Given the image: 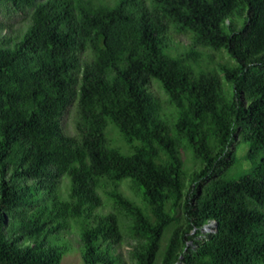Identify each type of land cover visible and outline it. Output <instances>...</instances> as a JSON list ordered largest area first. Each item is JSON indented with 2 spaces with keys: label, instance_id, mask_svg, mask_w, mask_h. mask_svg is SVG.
<instances>
[{
  "label": "trees",
  "instance_id": "1",
  "mask_svg": "<svg viewBox=\"0 0 264 264\" xmlns=\"http://www.w3.org/2000/svg\"><path fill=\"white\" fill-rule=\"evenodd\" d=\"M0 7L31 10L18 40L0 35V264H61L68 247L49 237L72 219H82L85 264H127L112 250L123 239L118 215L96 212L104 180L125 179L153 217L110 192L143 238L137 264H155L171 225L161 264H264V0H0ZM171 24L192 31L193 46L228 52L235 63L222 70L232 98L216 72H195L169 53ZM87 49L90 60L82 58ZM153 79L177 107L173 128L158 115ZM77 96L80 141L61 125ZM108 122L132 153L107 146ZM237 138L248 145L250 167L233 176L225 171ZM182 140L202 162L184 201ZM182 201L186 223L174 224ZM212 220L217 227L205 239L192 233Z\"/></svg>",
  "mask_w": 264,
  "mask_h": 264
},
{
  "label": "rangeland",
  "instance_id": "2",
  "mask_svg": "<svg viewBox=\"0 0 264 264\" xmlns=\"http://www.w3.org/2000/svg\"><path fill=\"white\" fill-rule=\"evenodd\" d=\"M102 1L104 3L114 4L116 0H96ZM31 11V10H30ZM30 11L18 12L13 9H8L5 7H0V35L7 36L8 39L18 40L20 36L27 30L30 23ZM237 22H241V19H237ZM193 32L190 30H181L175 25L171 24L169 26L167 37H168V51L171 55L175 57H181L187 59L191 64L195 72H200L205 70L207 72H216L220 79L221 90L226 98L230 99L233 96V87L230 85L226 79V75L222 70L223 66L234 64L235 61L231 58L225 49L216 50L209 47L203 46H193L192 43ZM198 52L200 55L197 61H194L191 57L193 52ZM93 52L91 49H87L82 53V58L85 60H90L93 58ZM149 91L152 97L158 103V115L164 119L171 128L178 119V110L175 104L170 101L169 96L165 92L161 82L157 79H153L149 86ZM80 119L79 113V97L77 96L72 103L65 110L62 118L61 125L63 132L68 135L81 140V136L78 130V122ZM106 141L107 146L112 148H117L125 154H130L133 152V147L129 144L119 129L108 122L106 129ZM235 146L233 158V165L227 169L225 172L229 175L236 176V174L241 173L242 170L248 169L250 163L243 159V156L248 150V145L240 143L239 139L233 143ZM180 155L183 160L184 170L186 172V187L185 195L183 201L187 198L188 190L191 185L190 177L195 171H199L202 167V162L199 160L192 149L187 145L185 140H182L179 145ZM70 186V179L68 176H63L61 179V193L64 197H67ZM116 190L133 200L141 206L147 215L151 218L152 213L148 207L146 201L143 199L140 192H138L133 182L130 179L121 180L114 184L109 180H104V183L98 188V192L102 198V205L96 209L98 214H108L116 213L119 217L121 230L123 234V239L120 243L114 246L113 253L124 260L127 264H137L135 256L138 254L136 246L139 242L143 241V238L136 235L134 232V216L133 214L121 207L115 199L110 195V192ZM182 203L177 207L176 211H172L178 220L174 224L186 223L187 214L184 211V206ZM81 225L82 219H72L70 220L69 228L61 231L55 236H50L49 240L53 244H66L68 251L62 258L61 264H85L82 259V254L80 251V239H81ZM215 231V223L213 221L207 222L203 227L195 229L192 233L198 234L199 239H205L206 234ZM172 232V225L165 231L161 241V251L158 254L155 264H161L163 250L165 249L169 237ZM28 244V242H26ZM194 239L188 241V246H193ZM187 246V247H188ZM185 247V249L187 248Z\"/></svg>",
  "mask_w": 264,
  "mask_h": 264
},
{
  "label": "water",
  "instance_id": "3",
  "mask_svg": "<svg viewBox=\"0 0 264 264\" xmlns=\"http://www.w3.org/2000/svg\"><path fill=\"white\" fill-rule=\"evenodd\" d=\"M214 223H215V227H217V222L216 221H214V220H212Z\"/></svg>",
  "mask_w": 264,
  "mask_h": 264
}]
</instances>
